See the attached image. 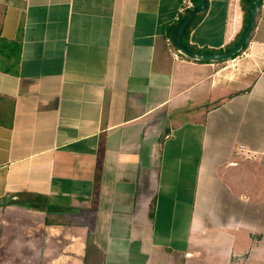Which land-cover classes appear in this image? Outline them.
I'll return each instance as SVG.
<instances>
[{"label": "crops", "instance_id": "crops-1", "mask_svg": "<svg viewBox=\"0 0 264 264\" xmlns=\"http://www.w3.org/2000/svg\"><path fill=\"white\" fill-rule=\"evenodd\" d=\"M184 1L0 0V264H264V0L224 67L174 54Z\"/></svg>", "mask_w": 264, "mask_h": 264}, {"label": "water", "instance_id": "water-1", "mask_svg": "<svg viewBox=\"0 0 264 264\" xmlns=\"http://www.w3.org/2000/svg\"><path fill=\"white\" fill-rule=\"evenodd\" d=\"M262 0H252V6L249 13L247 28L237 43L229 50L215 53H203L199 54L187 48L183 42V35L192 22V20L199 14L206 11L209 0H199L198 5L195 6L187 15L183 17L180 23L176 26L172 33V45L175 50L182 56L200 62L206 63H218L221 61H228L234 58L239 52H241L246 44L251 39L253 31L255 29L256 17L259 13V8ZM9 201V199L0 200V205Z\"/></svg>", "mask_w": 264, "mask_h": 264}, {"label": "trees", "instance_id": "trees-1", "mask_svg": "<svg viewBox=\"0 0 264 264\" xmlns=\"http://www.w3.org/2000/svg\"><path fill=\"white\" fill-rule=\"evenodd\" d=\"M198 2H199V0H194V4H195V6L198 5ZM241 5H242L243 10L245 11V25H244L243 31H242V33L239 35V37L237 38V40H236L234 43L230 44L228 47H226L225 50H229V49H231V48L237 43V41L241 38V36L243 35V33L245 32V30H246V28H247V23H248L249 13H250V9H251V6H252V0H241ZM190 11H191V10H188L187 12H185L184 14H182V15L180 16V19H179L177 22H175V23L169 28V34H170V35H172V33H173V31L175 30L176 26L180 23V21L183 19V17H184L185 15H187V13H189ZM203 16H204V12L201 13V14H199V15H197V16L192 20V22L190 23V25L188 26V28L186 29V31H185V33H184V35H183V42H184L185 46H186L187 48H189L190 50H192V51H194V52H197V53H199V54H203V53H207V52H209V53L222 52V50L199 49V48H197V47H194V46L189 45V44L186 42V39H185V38H186V34L189 32V30H190L195 24H197V23L203 18ZM247 46H248V43L246 44V46L244 47V49H243L242 51H244L245 48H246ZM242 51L239 52V53H238L237 55H235L234 57H236V56H238L239 54H241ZM181 57H183V58H185V59H188V58H186V57H184V56H182V55H181ZM188 60H191V59H188ZM195 62H200V61H195ZM221 62H224V61H221ZM201 63H206V62H201ZM218 63H219V62H218Z\"/></svg>", "mask_w": 264, "mask_h": 264}, {"label": "built area", "instance_id": "built-area-1", "mask_svg": "<svg viewBox=\"0 0 264 264\" xmlns=\"http://www.w3.org/2000/svg\"><path fill=\"white\" fill-rule=\"evenodd\" d=\"M193 8H195V4L192 0H185L184 1V5L181 7L180 9V15L184 14L185 12H187L188 10H192ZM180 19V16L177 17V20ZM168 44L173 48V52L174 54L179 57L180 54L174 49L173 45H172V41L171 39H167Z\"/></svg>", "mask_w": 264, "mask_h": 264}, {"label": "rangeland", "instance_id": "rangeland-1", "mask_svg": "<svg viewBox=\"0 0 264 264\" xmlns=\"http://www.w3.org/2000/svg\"><path fill=\"white\" fill-rule=\"evenodd\" d=\"M219 67H224V66H230L232 65L231 62H228V61H224V62H219Z\"/></svg>", "mask_w": 264, "mask_h": 264}]
</instances>
